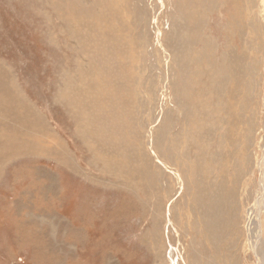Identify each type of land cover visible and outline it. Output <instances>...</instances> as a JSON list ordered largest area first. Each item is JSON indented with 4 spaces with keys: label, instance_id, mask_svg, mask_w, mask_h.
Segmentation results:
<instances>
[{
    "label": "rangeland",
    "instance_id": "1",
    "mask_svg": "<svg viewBox=\"0 0 264 264\" xmlns=\"http://www.w3.org/2000/svg\"><path fill=\"white\" fill-rule=\"evenodd\" d=\"M2 122L0 264H259L264 0H0Z\"/></svg>",
    "mask_w": 264,
    "mask_h": 264
},
{
    "label": "bare ground",
    "instance_id": "2",
    "mask_svg": "<svg viewBox=\"0 0 264 264\" xmlns=\"http://www.w3.org/2000/svg\"><path fill=\"white\" fill-rule=\"evenodd\" d=\"M68 92V91H67ZM73 92V91H72ZM131 99V98H130ZM11 101H13V100H11ZM69 101V100H68ZM6 103H4L3 105H5ZM19 105V104H18ZM8 110V109H7ZM31 112V111H30ZM23 113V112H22ZM12 114V113H11ZM19 114V113H18ZM9 114H6V116H8ZM16 115H17V113H16ZM19 116V115H18ZM5 118H8V117H5ZM11 118H13V117H11ZM11 118H10V120H11ZM25 118H27V117H25ZM31 119V118H30ZM33 119H34V117H33ZM5 120V119H4ZM32 120V119H31ZM15 121V120H14ZM25 121H26V119H25ZM13 121H11L10 123H12ZM28 122V121H27ZM29 123V122H28ZM34 123V122H33ZM5 124H6V122H5ZM13 124V123H12ZM31 124V123H30ZM43 125H44V123H43ZM195 125H197V124H195ZM194 125V126H195ZM2 126L4 127V125H3V122H2ZM9 126H11V125H8V127ZM198 126V125H197ZM6 127V126H5ZM2 128V129H0V150H2L6 155H8L7 157L8 158H10V159H12L13 157H15L16 156V153L17 152H19V151H17L16 150V146L17 145H15L16 143H17V139L16 138H14V137H16L17 136V134L18 133H23L24 134V132H25V130H26V128H25V130H13L11 127L10 128ZM22 127H24V125L22 124ZM32 127H33V124H32ZM21 128V127H20ZM84 128V127H83ZM201 131V130H200ZM201 133V132H200ZM25 135V134H24ZM188 135V134H187ZM33 136H35V135H33ZM173 137L174 136H172V138L170 139L172 142L174 141L173 140ZM189 137V136H188ZM199 137H200V135H199ZM194 138V137H193ZM198 138V137H197ZM201 138H202V136H201ZM188 140H189V138H188ZM263 140H264V137H263ZM193 141V140H192ZM29 142V141H28ZM156 142V141H155ZM187 142H189V141H187ZM19 143V142H18ZM187 144H189V143H187ZM173 145V144H172ZM174 147V146H173ZM262 148V147H261ZM55 149V150H54ZM54 152L56 153V154H54V156L56 157V159L58 160V161H60V162H62L61 161V159H60V156H59V153L57 154V147H54ZM181 149V148H180ZM179 149V150H180ZM1 151V152H2ZM0 152V153H1ZM23 152V151H22ZM20 153V152H19ZM18 153V154H19ZM52 153V152H51ZM4 154V155H5ZM17 154V155H18ZM65 154V153H64ZM186 155V154H185ZM6 157V156H5ZM5 157H3V161H6V160H4V158ZM71 158H72V155H71ZM73 159V158H72ZM70 160V159H69ZM185 160V159H184ZM0 162H1V159H0ZM10 162V161H9ZM73 162H74V160H73ZM2 163V162H1ZM63 164V163H62ZM74 164H75V162H74ZM72 165V164H71ZM75 167H77L76 166V164H75ZM74 167V168H75ZM262 168H261V174H262V178H261V180H260V182H261V189L260 190H258V192H257V198H256V202L254 203V205H253V207H251V209H250V212H249V216H250V218H249V222H250V225L252 224V222H254V227H255V234H254V236H253V238H252V240H251V248L253 249H255L256 251L255 252H257L258 253V256H259V264H264V237L262 238V236L264 235V228H263V212H264V141H263V158H262V166H261ZM72 168V167H71ZM76 169H78V170H80L78 167L76 168ZM180 170V169H179ZM82 171V170H81ZM82 174H87L85 171H82ZM88 175V174H87ZM115 175H118V174H115ZM89 176V175H88ZM120 176V175H119ZM90 177V176H89ZM117 177V176H116ZM92 178V177H91ZM184 182V181H183ZM119 184H120V182H119ZM122 187V186H121ZM212 213V212H211ZM261 215H262V219H261ZM248 222V223H249ZM251 228V227H250ZM253 228V227H252ZM153 233V232H152ZM150 243H151V247H152V249H154L155 250V252H156V250H157V248L156 247H154L153 246V241L151 240L150 241ZM161 248V247H160ZM158 252V251H157ZM159 253V252H158ZM157 254V253H156ZM258 258V257H257Z\"/></svg>",
    "mask_w": 264,
    "mask_h": 264
},
{
    "label": "crops",
    "instance_id": "3",
    "mask_svg": "<svg viewBox=\"0 0 264 264\" xmlns=\"http://www.w3.org/2000/svg\"><path fill=\"white\" fill-rule=\"evenodd\" d=\"M85 171V170H84ZM86 172V171H85ZM88 179V178H87ZM1 222V221H0ZM81 231V230H80Z\"/></svg>",
    "mask_w": 264,
    "mask_h": 264
}]
</instances>
